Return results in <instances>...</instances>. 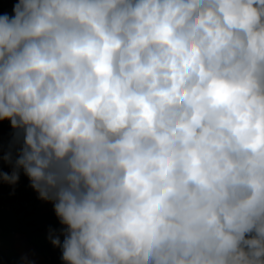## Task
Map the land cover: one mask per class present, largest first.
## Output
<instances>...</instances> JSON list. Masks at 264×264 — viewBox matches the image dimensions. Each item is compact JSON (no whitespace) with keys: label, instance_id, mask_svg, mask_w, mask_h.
<instances>
[{"label":"clouds","instance_id":"1","mask_svg":"<svg viewBox=\"0 0 264 264\" xmlns=\"http://www.w3.org/2000/svg\"><path fill=\"white\" fill-rule=\"evenodd\" d=\"M0 121L63 264H264V0H16Z\"/></svg>","mask_w":264,"mask_h":264},{"label":"rangeland","instance_id":"2","mask_svg":"<svg viewBox=\"0 0 264 264\" xmlns=\"http://www.w3.org/2000/svg\"><path fill=\"white\" fill-rule=\"evenodd\" d=\"M6 4L11 6L8 0H0V10H3ZM0 168L4 172L11 171L6 163L0 162ZM37 195L30 187L28 179L19 181L14 190L7 183H0V231L24 228L31 232H37L39 244L42 246L49 264H63L60 249L53 247L48 239L50 228L37 230L57 219L52 204L40 200ZM51 229L59 231L61 228ZM61 240H63L62 236ZM0 264H7L1 256Z\"/></svg>","mask_w":264,"mask_h":264},{"label":"crops","instance_id":"3","mask_svg":"<svg viewBox=\"0 0 264 264\" xmlns=\"http://www.w3.org/2000/svg\"><path fill=\"white\" fill-rule=\"evenodd\" d=\"M11 6L16 0H8ZM38 233L24 228L0 231V256L7 264H20V258L27 255L34 264H49L38 241Z\"/></svg>","mask_w":264,"mask_h":264},{"label":"trees","instance_id":"4","mask_svg":"<svg viewBox=\"0 0 264 264\" xmlns=\"http://www.w3.org/2000/svg\"><path fill=\"white\" fill-rule=\"evenodd\" d=\"M12 6L9 4L4 5L3 10H0V14H3L5 12L11 14ZM12 136V129L10 127V123L8 121H0V149H2V152H6L8 148L9 141ZM5 142V143H4ZM21 177L19 181H22L24 179H27L26 176L21 173ZM38 198V195H37ZM49 228H61V225L59 224L58 219L49 222L48 224L38 228L37 230H46Z\"/></svg>","mask_w":264,"mask_h":264}]
</instances>
